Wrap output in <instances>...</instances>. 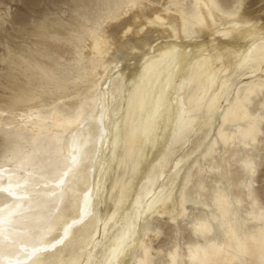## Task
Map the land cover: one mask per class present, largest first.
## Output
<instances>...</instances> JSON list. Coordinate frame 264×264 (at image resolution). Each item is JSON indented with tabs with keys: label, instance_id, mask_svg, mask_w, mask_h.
<instances>
[{
	"label": "bare ground",
	"instance_id": "bare-ground-1",
	"mask_svg": "<svg viewBox=\"0 0 264 264\" xmlns=\"http://www.w3.org/2000/svg\"><path fill=\"white\" fill-rule=\"evenodd\" d=\"M137 2L145 7L124 4L97 33L77 37L76 62L91 75L87 91L78 87L68 102L48 107L0 110V126L9 123L32 140L26 151H19L28 163L18 175L4 180L7 173L0 170V195L13 202L0 206V264H141V245L151 249L153 221L183 219L187 203L201 206L209 217L199 213L192 227L197 241L179 256L180 264H245L259 258L264 210L255 199L243 205L250 184L232 183L226 158L250 157L258 138L245 148L240 133L254 122L258 136L264 122V44L259 38L264 0H241L235 19L211 7L218 0H191V5L199 3L202 23L192 29L196 38L188 40L186 1ZM157 14L170 26L148 24ZM236 22L251 27L231 28ZM143 25V32L136 31ZM127 27L133 29L131 42L117 48L114 37ZM171 49L174 55L165 56ZM128 53L142 56L137 69L126 75L128 67L118 55ZM216 124L219 140L211 135ZM219 145L225 159L221 166ZM40 152L42 161L33 155ZM196 153L211 157L215 165L209 164L208 172L219 169L226 188L237 190L224 209L207 197L202 182L192 180L199 167ZM50 156L52 172L43 162ZM243 160L238 164L246 175ZM35 169L48 177L25 182ZM122 169L130 172L128 181ZM108 175L112 179L105 187ZM161 189L168 202L142 214L137 197L146 209ZM116 191L112 211L99 217L96 207ZM86 195L90 215L83 213ZM214 228L223 229L222 241L212 237ZM240 245L247 255L237 256ZM151 257L155 264L153 251Z\"/></svg>",
	"mask_w": 264,
	"mask_h": 264
},
{
	"label": "rangeland",
	"instance_id": "rangeland-1",
	"mask_svg": "<svg viewBox=\"0 0 264 264\" xmlns=\"http://www.w3.org/2000/svg\"><path fill=\"white\" fill-rule=\"evenodd\" d=\"M127 1L0 0V16L5 17V20L0 22V110L13 113L30 106L33 109L48 107L50 104L68 102L78 87L87 91L91 75L76 62L78 57L75 41L78 36H91V31L97 33L100 25L109 21L121 6L127 4ZM184 1L187 10L190 11L191 0ZM218 1L221 4L226 2V0ZM141 56V53H137L136 56L130 53L124 57L118 55L121 65L124 68L128 67L126 75H129V71L137 69ZM217 125L214 126L211 135L219 140ZM260 129L264 131V123ZM257 138L259 142L248 157L255 160V175H245L240 172L238 163L242 159H247L245 154L227 157L231 167L227 171L230 173L232 183L250 184L252 199H255L264 210V136L259 134ZM31 141L27 133L13 128L9 123L8 126H0V170L7 173L4 180L18 175L17 170L27 166L28 156H23L19 151H26ZM232 150L235 153V148ZM222 153L223 148L219 145L220 166L225 162ZM33 155L42 161V152ZM194 157L199 167H195L192 180L203 183L204 192L209 199L213 198L212 190L216 186L229 195H237L235 188H226V182L219 169L214 173L208 172L209 164L215 165L211 157L204 159L198 153ZM43 162L51 167V172L55 169L52 167L51 156ZM144 165L143 161L139 168ZM43 171L35 169L27 173L25 182L48 177ZM120 172L125 173L123 180L128 181L130 172L127 169H122ZM111 179L112 176L110 178L108 175L105 179V187H109ZM116 196L117 191L107 195L105 201L102 199L95 210L99 217L104 218L112 211ZM250 202L252 200L246 198L243 205L248 207ZM11 204L13 202L7 195H0V206L6 207ZM199 213H206L209 217L208 212L201 206L187 203V212L183 219L173 223L167 216H163V219L153 221L152 235L148 243L156 254L155 264H166L167 254L175 250L174 245L180 248L179 256H181L187 252V246L197 241L192 227ZM157 232L160 233L159 236L156 235ZM212 237L222 241L223 229L214 228ZM201 243L205 245L206 241L203 240ZM57 245H60V242ZM159 252L161 253L158 254Z\"/></svg>",
	"mask_w": 264,
	"mask_h": 264
},
{
	"label": "snow or ice",
	"instance_id": "snow-or-ice-1",
	"mask_svg": "<svg viewBox=\"0 0 264 264\" xmlns=\"http://www.w3.org/2000/svg\"><path fill=\"white\" fill-rule=\"evenodd\" d=\"M124 6L129 7V8L137 7L141 9L145 7L143 4L138 3L137 0H129V2ZM168 7L171 8L172 5H168ZM211 7L215 8L220 13V15L235 19L236 17L240 15V9L242 7V4H241V0H226V2L223 4L213 3ZM198 8H199V3L192 5L191 11L185 12V37L187 39L196 38V33L192 31V29L195 28L197 24L202 23V19L198 11ZM4 20H5V17L0 16V22H3ZM157 22L159 23V25L164 26V27L170 26L169 22L163 20L162 17L158 14L155 15L154 19L153 18L148 19V24H154ZM146 26L147 25L140 26L136 29V31L143 32ZM230 27L233 29H237L241 27H251V26L240 23V22H236V23L231 24ZM132 32H133V29L131 27H127L122 32L118 33L114 37V43L117 46V48H121L122 46L126 48L130 44L131 38L129 36V33H132ZM259 38L261 40V43L264 44V28L261 29L259 33ZM99 40H100V37H97L98 46H99ZM131 51L135 52L137 51V49L135 47H132ZM175 51H176L175 49H171L170 51L165 52L164 55L172 56L174 55ZM134 86L138 89L140 87V84L134 81ZM182 133H183V128H181V134ZM259 134L264 136V131H261ZM240 136H241L240 143H242L245 148L250 147L252 144H255L256 137H257L256 123L250 122L248 127L240 133ZM243 169L249 175H255V171H256L255 160L252 158H247L243 160ZM212 195L218 207H221L222 209H224L225 207L229 205L230 200H231L230 195L227 192L223 191L219 186H217L215 189L212 190ZM169 199L170 197L164 193L163 189H161V193L159 195L153 196L152 201H150L147 204L146 209H145L144 203L141 201V198L137 197L136 208L142 214L147 215L149 213H153L157 211L155 207L156 204L167 203ZM249 199H252L251 194L249 195ZM89 209H90V200H89V197L86 195V199L83 202V213L85 215H90L91 213ZM261 219H264V212H261ZM172 222L175 223V220H173ZM74 223H78V221L74 220ZM201 227H206V226L202 225ZM68 234L69 233L66 232V235ZM156 235L159 236L160 233L157 232ZM60 242L62 243V241ZM141 247L143 249V257H144L141 260V264H154L153 259L151 257L152 250L146 245H141ZM174 247H175V251L167 254L168 258L166 260V264H180V259H179L180 248L175 245ZM259 251H260V258L262 261H264V232L261 233ZM189 252L191 254L192 252L191 248H189ZM247 254H248L247 248L244 245H240L238 247L237 256H244ZM191 258L194 259L195 257L192 256Z\"/></svg>",
	"mask_w": 264,
	"mask_h": 264
},
{
	"label": "clouds",
	"instance_id": "clouds-1",
	"mask_svg": "<svg viewBox=\"0 0 264 264\" xmlns=\"http://www.w3.org/2000/svg\"><path fill=\"white\" fill-rule=\"evenodd\" d=\"M259 249H260V245H259ZM245 264H264V261H262L260 258V251H259V258L257 260L245 261Z\"/></svg>",
	"mask_w": 264,
	"mask_h": 264
}]
</instances>
